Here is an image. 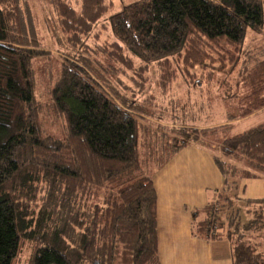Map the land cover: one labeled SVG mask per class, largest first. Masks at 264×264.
<instances>
[{
  "label": "trees",
  "instance_id": "1",
  "mask_svg": "<svg viewBox=\"0 0 264 264\" xmlns=\"http://www.w3.org/2000/svg\"><path fill=\"white\" fill-rule=\"evenodd\" d=\"M33 2L0 0V264H162L153 175L178 150L196 144L215 152L225 183L228 173H264V123L231 133L234 120L264 107V58L245 52L237 80L243 94H235L239 114L199 130L161 125L158 132L140 114L148 96L158 105L155 96L132 88L129 101L90 66L97 50L79 37L92 29L102 0H79L78 9L70 0H37L54 20L51 43L69 57L48 92L49 110L62 126L51 135L33 93V63L52 55V47L34 21ZM108 24L115 53L174 71L158 88L163 99L173 81L186 87L204 81L196 72L208 65L204 59L220 51L240 58L246 30L264 31V0H130ZM218 127L225 130L220 142L197 139ZM234 199L218 191L192 211L191 235L227 240L231 264H264V197L246 199L254 217L245 223Z\"/></svg>",
  "mask_w": 264,
  "mask_h": 264
},
{
  "label": "rangeland",
  "instance_id": "2",
  "mask_svg": "<svg viewBox=\"0 0 264 264\" xmlns=\"http://www.w3.org/2000/svg\"><path fill=\"white\" fill-rule=\"evenodd\" d=\"M34 1L35 3L33 2V4L35 6L32 7L35 11L34 21L37 25L40 24L46 37V42L52 47V49H50L52 55H43L35 58L33 63L35 77L33 93L43 106V112L41 114V121L44 127L43 130L51 135H56L61 132L60 128L62 126L60 118L49 110L48 92L55 81V76L59 72L61 61L68 57V55L55 50L57 48L51 43L52 34L50 31V25L53 24L52 21L54 20H48V18L44 17L42 5L37 2V0ZM70 1L73 7L78 9L79 0H77L78 2L76 0ZM129 1L130 0H102L99 4L100 16L95 22L88 24L89 27L91 25L92 29L90 31L87 30L88 32L86 35H80L79 37L80 40L88 39L86 42L90 43L95 50H97V53H94L92 56V61L95 63L92 62L90 66L100 71L99 74L103 78L100 82L105 85V81L114 86L124 94L129 101L135 98L133 90L137 93L141 92L143 98L148 94L150 96H155L156 99L153 98V100L157 102L159 107H157L158 105L154 106L152 102L148 101L149 96L141 102L143 109L140 106L138 107L143 110L140 112V114H142L141 123L143 125L152 126V128L156 129L158 132L162 126L167 130H169V128H180V126L199 130L206 127L204 125H216L215 123L227 119L229 115L233 116L239 114L238 105L241 100H239L238 103L239 96L235 94H239L240 96L243 94L242 89H239L237 85V80H239V72L245 68L244 63L248 58V53L245 52L249 51L257 55L258 51L264 49V33H257L247 29L243 42V52H241L240 58L237 57L235 60L230 56H223L221 53L222 51H220V54L215 57L204 59L205 62H208V65H200L196 69L197 78L204 81L195 82L194 86L189 85V87H186L181 80L176 82L173 81L171 90L169 91L171 92L170 95L162 99L158 88L168 83V77H171L174 71L171 72V69L163 70L160 64L156 62L145 64V62L127 54L126 51L124 54H119V51L115 53L114 50H116V48L111 45L113 37L109 29L108 18L112 13L120 10L122 6ZM64 37H66V35ZM63 39L65 41L66 38ZM68 42H71V40ZM202 48L204 49V47ZM117 54L119 55L117 56ZM258 55L264 58L263 54ZM234 56L237 55L234 54ZM141 74L146 76L145 81L136 78L133 79L136 76L140 77ZM132 88L134 89L132 90ZM173 96H179L181 101L178 99L177 102L170 103L169 98L171 97V99H173ZM173 104L175 105L173 106ZM163 113H166V115ZM160 115H163L164 119H160ZM259 123H264V114L246 120L240 124H235L231 133L235 132L236 129L241 130L243 127ZM216 129L217 131H210V133L207 134H202L200 132L197 139L202 143L210 140H212V142L214 140L215 142L217 140L219 141L218 137L221 136L222 131L225 133V130H222V127ZM214 154L216 153L214 152ZM206 164H208V162H206L205 165ZM227 164H229L230 167L234 165L238 167L241 166V164L233 160H229ZM227 176V183H221L220 192L229 195H237L238 199H234L235 205L239 208L241 222L245 223L254 217L251 211H247V208L251 209L252 206L247 205L246 199L264 197V173L257 178L254 177L256 179L250 177L245 178L241 173H236L233 176H231V173H228ZM215 197L216 196L213 195L212 199H215ZM262 242V246H264V241ZM24 250H27L26 252L24 251L25 253L29 252L27 247Z\"/></svg>",
  "mask_w": 264,
  "mask_h": 264
},
{
  "label": "crops",
  "instance_id": "3",
  "mask_svg": "<svg viewBox=\"0 0 264 264\" xmlns=\"http://www.w3.org/2000/svg\"><path fill=\"white\" fill-rule=\"evenodd\" d=\"M257 53L264 55V49ZM263 114L264 107L234 121V125ZM213 157L214 153L204 147L189 144L153 175L157 195V246L162 264H231L227 240L202 239L192 236L190 231L191 212L211 201L225 182Z\"/></svg>",
  "mask_w": 264,
  "mask_h": 264
}]
</instances>
